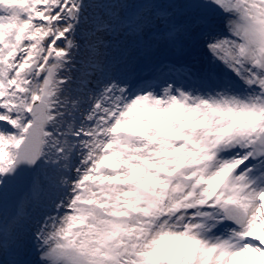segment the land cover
Instances as JSON below:
<instances>
[{"label":"snow or ice","instance_id":"1","mask_svg":"<svg viewBox=\"0 0 264 264\" xmlns=\"http://www.w3.org/2000/svg\"><path fill=\"white\" fill-rule=\"evenodd\" d=\"M0 264H264V0H0Z\"/></svg>","mask_w":264,"mask_h":264}]
</instances>
